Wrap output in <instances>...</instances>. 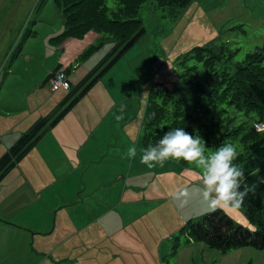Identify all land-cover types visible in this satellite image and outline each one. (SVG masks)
Wrapping results in <instances>:
<instances>
[{"label": "rangeland", "instance_id": "rangeland-1", "mask_svg": "<svg viewBox=\"0 0 264 264\" xmlns=\"http://www.w3.org/2000/svg\"><path fill=\"white\" fill-rule=\"evenodd\" d=\"M17 1L0 0V30ZM107 4L113 11L120 6L119 0H108ZM139 18L146 30L144 35L119 56L121 50H115L118 41L96 32L62 42L65 19L55 0H22L0 40V104L3 106V109L0 107V158L19 139L12 140L5 133L17 120L7 108L30 106L41 100L45 116L56 117L72 101L64 100L107 57L97 75L118 59L70 109L66 121L79 127H87L91 121L93 131L98 128L103 133L110 131L111 122L114 134L112 122L121 116L123 128L119 133H139L145 148L143 120L152 90L167 89L170 94L181 97L190 83L205 81L208 74L205 62L209 55L204 51L205 55L200 58L198 48L220 54L218 70L233 69L255 52L264 54V0H193L183 10L160 7L156 0H144ZM57 68L69 69L71 88L54 95L47 78ZM37 86L44 88L35 91ZM62 102L66 104L60 105ZM217 119H222V126L208 143L207 130ZM257 122L256 113L220 102L203 118L204 127L193 135L206 140L211 151L227 143L233 144L241 155L246 153L243 137ZM263 129L264 124L257 126L258 131ZM130 140V145L136 147L138 139L131 137ZM186 186L188 203L181 206L180 201H175L180 227L172 240L165 239L161 264H264V250L245 247L223 254L181 233L190 220H199L215 211L202 199L198 190L199 174L193 166L182 160H169L163 168L157 167L156 174L147 181L146 194L171 196ZM220 209L238 226L256 230L243 207Z\"/></svg>", "mask_w": 264, "mask_h": 264}, {"label": "crops", "instance_id": "crops-1", "mask_svg": "<svg viewBox=\"0 0 264 264\" xmlns=\"http://www.w3.org/2000/svg\"><path fill=\"white\" fill-rule=\"evenodd\" d=\"M41 103L7 108L17 119L7 137L46 118ZM67 113L0 183V264H161L178 209L169 195L146 194L157 168L149 175L140 163V134L119 133L121 120L114 134L111 122L108 133L91 121L79 127ZM131 137L137 157L129 160Z\"/></svg>", "mask_w": 264, "mask_h": 264}, {"label": "trees", "instance_id": "trees-1", "mask_svg": "<svg viewBox=\"0 0 264 264\" xmlns=\"http://www.w3.org/2000/svg\"><path fill=\"white\" fill-rule=\"evenodd\" d=\"M192 1L156 0L160 7L177 10L186 9ZM107 2L108 0H55L65 19L66 29L60 37L63 40L80 39L89 32L108 35L118 41L115 50H121L119 56L122 55L146 31L143 21L139 18L144 0H119L120 6L116 11L111 10ZM204 51L208 52L209 56L205 62L208 74L203 83H190L185 87L181 97L170 94L167 89L152 90L144 113L143 144L145 148L149 144H155L162 138L164 132L174 128H183L193 135L204 127L203 118L220 102H227L239 109L256 113L258 116L256 127L243 137L246 153L238 155L235 161L243 168L247 183L257 185L255 193H250L242 205L247 219L256 226V230L250 231L238 226L219 208L205 214L199 220H190L181 229V233L186 234L189 240L203 242L223 254L245 247L264 250V129L257 130L259 124H264V54L255 52L248 55L243 62L237 63L233 69L218 70L216 65L221 60L220 54L210 49L198 48L197 56L203 58ZM107 58L92 70L65 100L72 99L66 109L56 117L40 119L0 158V183L49 129L87 94L98 77L118 59L113 60L109 66L106 65L103 72L97 75L96 71ZM58 70L60 68L56 69ZM48 79L49 77L47 81ZM221 126L222 119L212 122L206 133L208 143L214 139ZM257 168L260 169L259 173L251 175Z\"/></svg>", "mask_w": 264, "mask_h": 264}, {"label": "clouds", "instance_id": "clouds-1", "mask_svg": "<svg viewBox=\"0 0 264 264\" xmlns=\"http://www.w3.org/2000/svg\"><path fill=\"white\" fill-rule=\"evenodd\" d=\"M123 111V108H121ZM117 116L116 119H121ZM137 148L129 146L122 158L135 159ZM238 158L237 148L233 144H223L215 151L207 147V141L199 135H192L183 128H174L164 132L155 144H149L140 150V163L152 170L163 168L169 160L184 161L198 171L201 186L198 188L202 199L209 208L239 209L245 198L254 194L257 185L247 183L243 168L235 163ZM255 169L251 175L259 173ZM173 201H180L181 206L188 203L189 188L186 186L171 195Z\"/></svg>", "mask_w": 264, "mask_h": 264}, {"label": "built area", "instance_id": "built-area-1", "mask_svg": "<svg viewBox=\"0 0 264 264\" xmlns=\"http://www.w3.org/2000/svg\"><path fill=\"white\" fill-rule=\"evenodd\" d=\"M50 90L56 92L59 89L69 90L71 88V83L68 80V76L64 70H58L51 75L50 79Z\"/></svg>", "mask_w": 264, "mask_h": 264}, {"label": "water", "instance_id": "water-1", "mask_svg": "<svg viewBox=\"0 0 264 264\" xmlns=\"http://www.w3.org/2000/svg\"><path fill=\"white\" fill-rule=\"evenodd\" d=\"M21 2H22V0H18V1L15 3V5L13 6L11 12L9 13V15H8V17H7V19H6L5 23H4V25H3V27H2L1 30H0V40H1V38L3 37V35H4V33H5L6 29H7V27L9 26L10 22L12 21L14 15L18 12V9H19V7H20V5H21Z\"/></svg>", "mask_w": 264, "mask_h": 264}]
</instances>
